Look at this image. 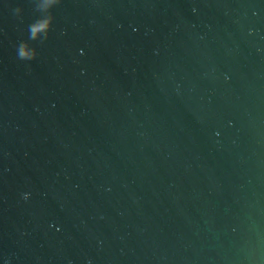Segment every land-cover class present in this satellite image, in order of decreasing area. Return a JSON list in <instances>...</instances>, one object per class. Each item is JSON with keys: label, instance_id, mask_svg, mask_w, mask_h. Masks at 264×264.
<instances>
[{"label": "water", "instance_id": "1", "mask_svg": "<svg viewBox=\"0 0 264 264\" xmlns=\"http://www.w3.org/2000/svg\"><path fill=\"white\" fill-rule=\"evenodd\" d=\"M34 8L0 0V264H264V0H61L23 61Z\"/></svg>", "mask_w": 264, "mask_h": 264}, {"label": "clouds", "instance_id": "2", "mask_svg": "<svg viewBox=\"0 0 264 264\" xmlns=\"http://www.w3.org/2000/svg\"><path fill=\"white\" fill-rule=\"evenodd\" d=\"M34 3V11L40 13V16L28 25V40L20 41L16 45L17 58L23 61H31L36 59L38 52L36 48L31 46L29 41L40 40L45 41L49 37V33L52 29L55 17L52 14L51 9L60 4L61 0H44L43 4L38 5L37 0H31ZM24 9L22 7H16L13 9V13L16 17L22 20V13ZM46 13L45 15H42ZM43 33V39H40V34Z\"/></svg>", "mask_w": 264, "mask_h": 264}]
</instances>
